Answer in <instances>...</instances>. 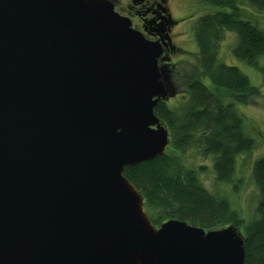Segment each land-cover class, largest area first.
Instances as JSON below:
<instances>
[{
	"label": "water",
	"instance_id": "water-1",
	"mask_svg": "<svg viewBox=\"0 0 264 264\" xmlns=\"http://www.w3.org/2000/svg\"><path fill=\"white\" fill-rule=\"evenodd\" d=\"M161 53L114 0H0V264H244L233 225L154 226L123 175L169 143Z\"/></svg>",
	"mask_w": 264,
	"mask_h": 264
},
{
	"label": "trees",
	"instance_id": "trees-1",
	"mask_svg": "<svg viewBox=\"0 0 264 264\" xmlns=\"http://www.w3.org/2000/svg\"><path fill=\"white\" fill-rule=\"evenodd\" d=\"M201 1L230 11L207 13L196 20L197 73L186 80L177 101L169 104L160 100L154 107V114L168 129L171 148L151 160L125 167L123 175L143 197V210L153 225L172 218L205 230L233 225L243 239L244 264H264V152L252 164L258 200L255 216L245 226L244 218L227 198L214 196L203 187L198 176L203 167L194 169L183 164L191 149L210 156L217 181L229 185L236 158L254 148L235 105L247 104L259 91L236 66L217 62L218 42L224 30L236 35L233 56L264 73V66L259 65L264 55V31L241 18L237 0ZM243 1L264 10V0ZM164 7L160 0L159 10ZM145 10L147 7L139 14L142 16Z\"/></svg>",
	"mask_w": 264,
	"mask_h": 264
},
{
	"label": "rangeland",
	"instance_id": "rangeland-1",
	"mask_svg": "<svg viewBox=\"0 0 264 264\" xmlns=\"http://www.w3.org/2000/svg\"><path fill=\"white\" fill-rule=\"evenodd\" d=\"M128 1L114 0L115 10L128 16L125 13V5ZM237 4L241 8V18L252 21L264 31V10L255 9L243 0H237ZM164 6L170 16L176 20L171 27L172 43L182 47L184 51H190L172 56L174 76H167L168 86L170 84L173 88V90L169 89L171 91H169V95L167 94L171 97H168L170 98L169 104H171L179 99L186 80L197 73L196 66H194L197 52L193 35L194 23L204 14L220 10L230 11V9L212 6L201 0H165ZM130 19L134 24L133 27L138 29L137 16L133 15ZM235 44V33L224 30L218 42L217 62L236 66L248 77L251 85L258 88V95L253 96L247 104L235 105V109L242 116L246 133L254 140V148L249 153L239 155L236 158L235 173L229 185L217 181L210 156L202 155V153L191 149L184 156L183 164L194 169L199 166L203 167L198 175L203 187L214 196L227 198L232 208L244 218L243 226H245L255 216L258 200V189L251 177L252 164L264 152V73L257 67L248 65L233 56L232 49ZM259 65L264 66V55L260 56ZM165 148L167 150L171 147L168 145ZM238 230L241 231L239 227Z\"/></svg>",
	"mask_w": 264,
	"mask_h": 264
},
{
	"label": "flooded vegetation",
	"instance_id": "flooded-vegetation-1",
	"mask_svg": "<svg viewBox=\"0 0 264 264\" xmlns=\"http://www.w3.org/2000/svg\"><path fill=\"white\" fill-rule=\"evenodd\" d=\"M163 4H165V0H161ZM143 7H147V10H145L142 14V16L139 14L140 9ZM135 9H137V13L135 12ZM166 9V12L163 10ZM125 13L130 16V18L133 15H136L139 21L138 29L143 33V35L152 41H159L162 44V53L158 58V65L160 67H163L166 69L167 76H174L173 74V64L172 56H177L180 53L190 52V51H184L182 47L176 46L175 44L169 43V41H165L166 33L171 38L172 24L176 22L175 19H173L171 16L168 18L167 15H170L167 12V8L164 7L161 10H159V1L157 0H129L128 3L125 5ZM147 15L148 18H144ZM161 23V26L158 24ZM133 24V22H132ZM134 26V24H133ZM170 30V31H168ZM197 54L195 55L196 59ZM169 80L167 79V93L169 95V91L173 90L172 86L169 84ZM171 89V90H169ZM170 97V96H168ZM160 101V100H159ZM163 101V100H162ZM165 101L169 102V98H167ZM169 134V132H168ZM169 145V143H168Z\"/></svg>",
	"mask_w": 264,
	"mask_h": 264
}]
</instances>
